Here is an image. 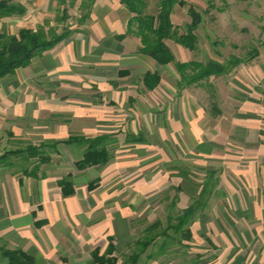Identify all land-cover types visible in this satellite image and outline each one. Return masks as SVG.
I'll return each mask as SVG.
<instances>
[{"label":"crops","instance_id":"0c3cea01","mask_svg":"<svg viewBox=\"0 0 264 264\" xmlns=\"http://www.w3.org/2000/svg\"><path fill=\"white\" fill-rule=\"evenodd\" d=\"M15 1L26 12L0 21L16 23L10 34L39 27L70 34L0 79V154L49 145L47 163L10 153L0 164V264H9L6 250L35 264H69L78 246L82 261L109 238L115 248L131 243V208L167 183L181 185L179 210L204 194L194 219V236L210 245L201 264H264V88L203 107L195 85L178 86L174 63L193 60H176L179 47L167 65L140 54L120 0H93L82 23L90 0ZM63 10L67 19L57 22ZM254 68L261 83L262 70ZM154 72L160 81L147 90L142 78ZM73 135L106 137L109 162L77 171L82 150L63 143ZM187 163L192 191L178 174ZM68 174L74 193L63 197L58 182Z\"/></svg>","mask_w":264,"mask_h":264},{"label":"trees","instance_id":"16d2710c","mask_svg":"<svg viewBox=\"0 0 264 264\" xmlns=\"http://www.w3.org/2000/svg\"><path fill=\"white\" fill-rule=\"evenodd\" d=\"M92 1L90 0L87 5V11L80 19L81 23L88 18V9ZM120 3L131 14L127 34H133L139 38L140 47L138 52L140 54L150 57L159 65H167L175 60L167 41L170 40L191 52L196 50L198 37L195 30L202 22V17L194 6H188L187 13L190 22L186 26L185 32L179 33L171 21V15L176 6L183 7L187 4L184 0H158L155 14L147 12L148 5L145 0H120ZM25 12V7L15 0H0V21L7 18H21ZM66 19V11L63 10L61 16L56 20L57 22H64ZM69 34L70 32L67 30L57 34L54 29H45L44 27H39L36 30L21 28L16 34L0 30V79L15 74L19 68L27 67L33 57L53 49L65 40ZM262 44L264 46V41ZM258 55L257 48H252L247 52L246 59L230 56L229 60L224 63L213 60L206 63L195 60L187 63L175 62L174 65L179 74L178 86L183 88L198 85L202 81H208L212 76L227 75L237 66L252 61ZM159 81L160 78L156 72L146 73L142 78L143 85L147 90L154 89ZM262 95L264 97V91ZM58 143H52L51 146L55 147ZM63 143L75 145L82 150L80 159L74 162L77 171H83L90 167H101L110 160L106 137L102 135L96 137L73 135ZM48 146L45 144L37 147L27 146L24 150L13 153L21 155L23 163H28L30 159L36 158L39 165L49 161L48 156L44 153V148ZM6 159V154L0 155V164ZM23 173H26L25 169ZM96 183V180L90 181L87 186L88 190H92ZM58 185L61 188L63 197L71 196L74 193L70 174L59 180ZM203 195L201 194L198 200L192 201L187 208L180 211H175L173 209L174 204H172L167 215L166 228H163L159 221L150 224L143 231L142 236L133 242L131 253L123 261L119 262L114 242L109 238L107 246L102 252L99 248H95L91 252V263L141 264L143 255L147 260H156L172 244H176L181 248H189L188 242L192 236L190 226L202 207L201 205H203L201 203ZM153 247H158L157 252L150 250ZM3 256L8 259L9 264H35L32 258L17 250L3 251Z\"/></svg>","mask_w":264,"mask_h":264},{"label":"rangeland","instance_id":"374dc122","mask_svg":"<svg viewBox=\"0 0 264 264\" xmlns=\"http://www.w3.org/2000/svg\"><path fill=\"white\" fill-rule=\"evenodd\" d=\"M145 1L148 5L147 12L155 14L158 0ZM184 1L187 4L183 7L176 6L171 16V21L177 31L179 33L185 32L186 26L190 22L187 13L189 5L194 6L201 15L202 22L195 30L198 41L194 52L188 51L170 40L167 41L170 49L174 50L176 47H179L180 50L182 49L181 53H174L176 60H195L201 63L213 60L224 63L229 60L230 56L246 59L247 52L252 48H257L259 51L257 57L250 62L237 66L228 77L225 75L218 76L217 78L219 79H209L208 81H202L198 85H195L197 88L195 91L197 93L195 94H197V99H199L200 104L207 108L213 101L216 102V104L218 103V105H224V99L227 101V97L229 98V96H234L236 99L235 101H240V97L250 98L249 96H254L252 92L257 91V87L260 86L264 88V80L261 81V83L256 80L258 76L256 77V69L254 68V66L259 67L264 75V46L262 44L264 41V0ZM10 19L17 20L19 18ZM15 24L16 23L0 24V30H8L9 33L10 31L14 32ZM208 83H211L212 87H209ZM13 152L15 151H6L3 152V154H14ZM6 161L7 160H5V162ZM156 167H158L157 164L155 165V168ZM193 167L191 164L187 163L183 166V172H179L178 170V174L182 173V187H188L191 191L193 190V179L192 177H187L186 174L193 176L191 170ZM161 170L162 169H160V171ZM169 170H172V167H169ZM167 185H169V183H167ZM167 185L159 192H155L154 196L149 200H146V198L142 201L139 200L136 207L131 208L129 223L131 224V233H133L134 237H137V239L142 236L143 231L150 224L156 221H159L162 227L166 228L167 215L172 204H174L173 209L175 211H180L176 208V199L179 193L182 192L181 185ZM190 229L192 236L191 240L188 242L189 248H181L176 244H172L167 248V251L156 260H147L145 255H143L141 264H201L209 260L210 258H207V256L209 257L207 254L209 251L206 250L210 245L208 242L201 243V241L196 239L194 222L190 226ZM169 234L172 235L171 232H169ZM133 242L126 244L116 243V254L119 262L123 261L124 258L131 253ZM78 247L76 252L69 251V264H92L91 259L78 260L82 249L81 246ZM150 250L157 252L158 247H153ZM199 253L205 255V257L200 256ZM197 254H199L200 257H197Z\"/></svg>","mask_w":264,"mask_h":264}]
</instances>
